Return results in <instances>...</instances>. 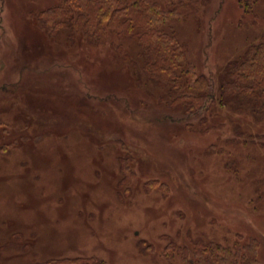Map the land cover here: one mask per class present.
Listing matches in <instances>:
<instances>
[{"label":"rangeland","instance_id":"obj_1","mask_svg":"<svg viewBox=\"0 0 264 264\" xmlns=\"http://www.w3.org/2000/svg\"><path fill=\"white\" fill-rule=\"evenodd\" d=\"M152 1L177 8L164 29L216 83L264 33V0ZM58 2L0 0V136L16 138L26 110L37 120L15 150L0 140V264H183L164 250L191 239H255L264 264V121L231 108L190 126L169 117L132 40L47 35L35 15ZM123 144L138 157L126 183Z\"/></svg>","mask_w":264,"mask_h":264},{"label":"trees","instance_id":"obj_2","mask_svg":"<svg viewBox=\"0 0 264 264\" xmlns=\"http://www.w3.org/2000/svg\"><path fill=\"white\" fill-rule=\"evenodd\" d=\"M58 1L56 5L35 15L47 35L65 37L72 44L84 39L90 44L102 45L114 32L132 40L139 51L137 57L142 75L164 91L161 100L171 113L169 117L176 114L179 120L176 121H184L190 126L193 119L202 117L201 122L207 123L221 109L231 108L234 112H249L255 121H264V33L257 43L250 45L239 58L230 61L222 69L216 83L213 78L200 74L190 63L186 45L180 41L177 33L164 29L166 22L176 15L177 8L165 9L160 2L152 0ZM172 1L167 0L169 3ZM170 5L176 6L173 2ZM136 79L141 89L146 88L139 75ZM136 83L133 84L136 86ZM23 114L26 126L24 124L19 129L21 133L16 138L11 131L4 137L0 136L9 151L18 148L28 138L35 139L29 131L37 127V120L28 110ZM128 122L137 121L130 118ZM250 138L255 139L254 136ZM256 138L261 139L264 146V136ZM122 147L125 151L119 162L126 183L135 174L133 164L138 157L130 153L124 144ZM19 237L20 240L11 241L21 244L23 234ZM25 246L28 248V245ZM258 249L259 242L255 239L248 243L238 240L232 245L191 239L189 246L170 242L164 250V256L168 259L179 258L183 264H259ZM147 250H153V246L147 245ZM40 264L107 263L92 257L50 259Z\"/></svg>","mask_w":264,"mask_h":264}]
</instances>
